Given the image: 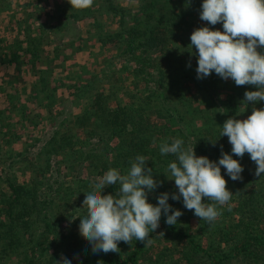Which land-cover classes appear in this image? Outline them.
I'll list each match as a JSON object with an SVG mask.
<instances>
[{
  "label": "trees",
  "instance_id": "16d2710c",
  "mask_svg": "<svg viewBox=\"0 0 264 264\" xmlns=\"http://www.w3.org/2000/svg\"><path fill=\"white\" fill-rule=\"evenodd\" d=\"M118 1L92 0L87 7H76L74 13L61 8L58 15L50 17L57 18L58 23H41L37 32L29 25L22 39L14 41L13 45H4L0 40V67H3L0 70V173L5 172L1 167L8 162L6 153L11 160L14 155L21 154L3 147L4 142L6 146L11 142L9 137L19 134L16 127L20 124L27 127L30 116L52 114L60 104L57 102L58 89H50V85L55 84L53 67L49 70V78L45 76L44 89L33 88L25 93L28 86L16 87L25 82L22 73L37 72L38 66L49 59L52 64L57 59L64 61L62 47L74 49L75 41L64 40V37L63 46H55V53L48 56L46 47L54 42H46L44 33L50 37L59 33V29L65 31L70 17L80 21L93 19L92 26L97 27L99 33L97 42L115 41V46L119 44L123 51L121 61L132 68L129 77L113 67L107 78L95 76L94 82L81 85L88 93L96 92L94 95L87 93V104L83 109L79 107L80 111L67 123L69 130L56 129L45 141L46 165L37 167L36 159L28 164L30 171L35 167L32 173L35 179L26 183L10 174L5 179L0 175V264H12L8 262L13 259V264H59L58 260L65 253L72 254L74 264H160L167 249L163 247L155 253L153 249H159L163 241L175 243L170 256L176 258L178 255L185 264H264V177L255 175L257 165L248 153L243 157L233 154L243 165L242 179L231 180L221 167L226 187L233 196L225 205L218 206L217 219L202 227L199 225L203 220L194 215V210L186 209L182 199L176 201L170 197L168 203L182 215L176 225H168L162 214L159 227L150 233L152 243L149 246L136 240L121 241L118 252L92 253L81 231L80 217L72 218V215L87 212L83 196L85 190L93 187L91 176L103 175L110 168L126 174L129 161L137 154L149 160L147 167L153 168L154 178L163 182L149 193L150 203L156 204V197L163 192L177 191L174 181L168 180L163 173L175 157L160 154L162 141L171 143L174 138H182L187 146L194 147L197 156L213 161H218L222 151L231 154L228 137L220 136V126L240 112L245 91L256 90L254 85L237 86L231 79H221L214 72L207 78L197 79V58L193 55L196 49L191 52L188 48L190 35L206 25L222 30L220 23L211 26L197 18L202 0H139L136 9L121 6ZM104 14L120 18L121 28L114 32L100 31L103 25L100 17ZM177 41L182 47L175 49ZM81 48L85 49L80 43L74 52H80ZM76 57L75 54L73 62ZM12 67L15 74L10 76L9 71L1 75ZM124 81L130 82L128 93L118 89L119 83ZM95 82L98 86L92 85ZM30 94L37 100L36 105L45 100L47 103L28 106L31 97L24 103L21 97ZM41 107L43 111L39 113ZM50 121L55 122V119L52 117ZM22 134L24 132L19 135ZM81 136L86 137L82 139ZM96 137L103 142L100 151L96 148L86 151L89 145H97V139L91 141ZM210 141H216L215 146ZM88 169L92 175L87 173ZM64 170L68 174L74 171L80 178L75 177L71 185L59 182ZM84 170L86 174L82 176ZM37 171L38 176L35 175ZM51 178H55L53 184L49 183ZM231 182L234 185H230ZM116 191V185L106 186L102 195H115ZM203 202L209 201L204 198ZM212 224L214 227L209 229Z\"/></svg>",
  "mask_w": 264,
  "mask_h": 264
},
{
  "label": "clouds",
  "instance_id": "9594fccd",
  "mask_svg": "<svg viewBox=\"0 0 264 264\" xmlns=\"http://www.w3.org/2000/svg\"><path fill=\"white\" fill-rule=\"evenodd\" d=\"M91 2L71 0L70 4L84 8ZM199 18L211 26L220 23L222 30L206 25L190 35L188 48L191 52L196 49L193 55L197 58V79L207 78L214 72L221 79H231L237 86L254 85L256 90L245 91L239 109L244 104L264 102V0H202ZM220 127V136L228 137L231 154L222 151L218 161L197 156L194 147L187 146L182 138L160 143L161 155L175 157L163 173L174 181L177 191L159 194L156 204L150 203L148 196L163 182L154 178V169L147 167L149 160L144 155L137 154L129 161L126 174L110 168L103 175L93 177V187L85 190L83 196L87 212L72 215L73 219L80 217V228L92 253L118 252L121 241L136 240L149 246L150 233L159 227L162 214L168 225H176L182 215L168 203L170 197L176 201L182 199L183 206L194 210V215L201 220L214 222L220 215L218 206L225 205L233 196L226 187L221 167L231 180L242 179L243 165L233 154L243 157L248 153L257 165L255 175L264 177V108L253 106L246 119L230 117ZM210 142L215 146L216 141ZM110 185L117 186L116 194L102 195ZM204 198L209 202H203ZM58 261L74 264L71 253H65Z\"/></svg>",
  "mask_w": 264,
  "mask_h": 264
},
{
  "label": "rangeland",
  "instance_id": "374dc122",
  "mask_svg": "<svg viewBox=\"0 0 264 264\" xmlns=\"http://www.w3.org/2000/svg\"><path fill=\"white\" fill-rule=\"evenodd\" d=\"M139 0H119L118 3L121 6L125 7H132V9H136L139 5ZM164 1V0H161ZM71 0H0V40L3 41L4 45H13L14 41H19L23 37V31H27V28H29L31 25L33 31H38V27L41 23H45L47 21L52 23H58L57 18L51 19V15H58L59 9L65 8L67 9L68 13H74L75 12V6L70 4ZM84 11H79V13L83 14ZM129 17V16H128ZM198 19L199 16L197 17ZM86 20H75L73 17H70L68 19L69 24L65 28V31H62L59 29V33H55L48 36V34L43 35L44 40L46 42L53 41L54 45H51L50 47H46V54L48 56L54 54L53 51L55 46H63V41L68 39L75 41V45L72 48H76L80 43L83 45L84 48H81L82 50L80 52H74V49L70 48H61V56L63 60L57 59L53 61V64L51 62V59L45 64H42L38 66L37 72L33 73L31 71H28L26 73H22V77L25 82L18 83L16 87L19 89L22 88V85L25 84V86H28L25 91V93H28L30 89H41L45 87V76L49 78V70L53 67L55 68L53 70V80L55 81V84L50 85V89L57 88V102L60 103L58 105V108L53 109L52 114H46L43 117H40L39 115H36L35 117L30 116L28 118L27 127H21V124L16 127L17 132L21 134V132H24L21 136L17 133L16 136L9 137L10 143L3 144V147L6 149H12L14 153H21L20 155H14L12 157V160L9 158V154L6 153V156L8 157V162H6L5 166H2L1 168L5 169V172H1V178L5 179L6 175L10 174L14 176V179L16 178L20 182H30L31 180L35 179L34 169L30 171L28 168V164H31V162L36 159V165L37 167H44L46 165L45 161V155L43 154V146L45 144V141L49 139V136L52 135L53 131L56 129L61 130H69L68 124L70 120L74 117L76 113L80 111V108L83 109L85 107V104H87V90L81 87V85L84 82L87 81H93L95 76H101V78H107V76L111 75V72L113 71V67L118 68L122 73H124V77H129V72L132 73V68H129L128 66H125V62L120 59V55L123 53V51H120V46L117 44L115 46L114 42H107V40H101L97 42V38L99 36V33L96 32L97 27L92 26L94 24L93 19L85 18ZM120 18L113 17L112 15L104 14L101 15L100 20L103 23L102 27L99 29L102 32L111 31L114 32L120 27ZM100 22V23H101ZM21 23V25H20ZM43 25V24H42ZM121 28V27H120ZM45 30V29H43ZM65 32L64 34H62ZM98 35V36H97ZM104 41V42H103ZM5 42V43H4ZM67 47H70L71 45H66ZM182 47L181 43L177 41L176 47ZM186 48V47H184ZM177 51V50H176ZM182 52V51H181ZM180 53V51L178 52ZM184 53V52H182ZM77 55L76 61L74 60V55ZM177 55V54H176ZM45 57V55H44ZM125 60H128L127 57H124ZM45 61V59H44ZM58 62L57 64H55ZM73 62V63H72ZM124 62V65H123ZM77 64L72 68V65ZM121 66V67H120ZM0 70H3V67H0ZM10 71V72H9ZM26 71V70H24ZM9 72L10 76L13 75V72L15 74L14 67L10 68L8 71H2L1 75H7ZM104 73V76L102 74ZM44 76L43 78H40L38 76ZM44 79V80H43ZM107 82V81H105ZM130 82H121L119 83L120 91L123 93H128L130 90H128ZM92 85L98 86L97 83H93ZM107 87V86H106ZM96 91L89 92L90 94L95 93ZM88 93V94H89ZM89 94V95H90ZM130 94V93H129ZM45 95V94H44ZM31 97V99L28 101L29 105H36L37 100L34 98V95H26L21 97V101L24 103L27 101L28 97ZM43 95L40 97L42 98ZM63 101V102H62ZM62 102V103H61ZM3 103V102H1ZM45 102H40L36 106L38 107L40 104H45ZM264 106V102H255L253 104H249L248 107L245 108L243 105L242 108H240V112L238 111V114H235L234 117L236 119H246L248 116L252 113V108L255 106H261L262 104ZM56 104V103H55ZM54 104V105H55ZM261 104V105H260ZM64 105V106H63ZM65 107V108H64ZM43 111V107L39 109V113ZM245 112L243 114L242 112ZM7 115H10V113H6ZM15 116H18V113L14 112ZM237 116V117H236ZM52 117L55 119V122L50 121ZM229 117V118H230ZM17 118H15L16 120ZM33 120V124L31 125V121ZM66 125V126H64ZM69 126H72L69 125ZM19 135V136H17ZM86 137V136H85ZM84 136H81L82 139L85 138ZM7 139V138H6ZM98 138H92L91 141H96ZM90 142V140H89ZM88 143V141H87ZM103 142L97 141V145H89L87 148H85L86 151H89V148L92 150L93 148H96V151H100V148L102 146ZM40 152L43 155H40ZM111 157V156H110ZM11 161V162H10ZM14 162V165L12 164ZM55 164V159H54ZM13 165V170L10 171V166ZM15 166L17 167L15 169ZM26 166V167H25ZM78 168L80 166H77ZM91 170L88 169L87 173ZM53 173H56V168L53 167ZM86 174V170L83 171V175ZM88 174V175H89ZM36 176L39 175V171L35 173ZM54 177H56V174H53ZM59 178V182L63 181L65 183H69L70 185L73 183L74 178L77 177L80 178V176L76 172L67 173L66 170L62 172ZM91 176V181H92ZM55 178H51L49 183L53 184V181ZM45 181V179H44ZM65 187L67 184H64ZM230 185H234L233 182L230 183ZM105 189V188H104ZM104 191V190H103ZM208 221L203 220L202 223L199 226H204V224L207 225ZM214 225L212 224L209 229H212ZM164 242V243H163ZM162 244L159 246V249H153L154 253L156 251H159L163 247L167 249L166 256L164 260H161L160 264H185V262L180 261V258L178 255L176 258H173L170 256V253L173 252V247L175 246V243L171 241H163ZM178 258V259H177ZM14 259L10 260L8 263H14Z\"/></svg>",
  "mask_w": 264,
  "mask_h": 264
}]
</instances>
